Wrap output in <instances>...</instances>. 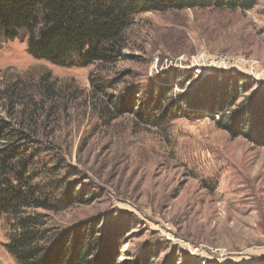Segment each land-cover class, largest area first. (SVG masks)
<instances>
[{
    "label": "rangeland",
    "instance_id": "374dc122",
    "mask_svg": "<svg viewBox=\"0 0 264 264\" xmlns=\"http://www.w3.org/2000/svg\"><path fill=\"white\" fill-rule=\"evenodd\" d=\"M45 74L50 95L39 89ZM231 77L251 83L232 109L256 105L264 91V0L247 11L136 13L121 57L109 64L36 59L20 30L0 46V91L13 83L26 90L13 108L1 95L0 118L32 119L29 170L51 199L64 201L72 190L92 194L49 212L50 225L119 226L123 251L152 252L154 264L172 255L199 264H264V146L217 126L221 115L208 107L184 104L189 95L206 103L213 83L221 90ZM154 87L168 88L167 102L184 113L155 115L152 123L142 117L138 105ZM49 183L55 187L45 188ZM9 233L10 220L0 214V264H16L5 248Z\"/></svg>",
    "mask_w": 264,
    "mask_h": 264
},
{
    "label": "trees",
    "instance_id": "16d2710c",
    "mask_svg": "<svg viewBox=\"0 0 264 264\" xmlns=\"http://www.w3.org/2000/svg\"><path fill=\"white\" fill-rule=\"evenodd\" d=\"M255 3L256 0H0V46L24 30L27 51L36 59L63 67L109 64L121 57L125 32L136 13L207 7L247 11ZM38 84L46 95L55 92L48 74L40 77ZM213 84L212 93L206 94V103L204 97L195 99L189 95L184 101L185 107L193 110L208 107L210 112L221 115L215 120L217 126L233 136L243 135L264 146V91L256 99V105L240 104L232 109L251 83L239 84L231 77L224 80L221 90L217 81ZM15 88L16 83H13L0 91V100L1 95L10 98V108L21 105V96L26 90ZM157 89L145 91L146 98L138 105L142 117L148 115L147 121L152 123L155 115L172 118L184 113L181 105L167 102L168 88ZM190 112L194 116L198 111ZM30 120L11 123L0 118V214L10 220L5 248L15 263L154 264L157 255L152 252L131 257L123 251L124 233L119 226L83 223L62 229L49 224V212H57L76 201L88 202L92 194L75 197L72 190L64 201H57L51 199L54 194H46L41 185L33 183L36 174L29 170L32 156L26 146L33 136L29 131ZM55 167L51 165V169ZM52 185L44 187L54 188ZM56 189L65 187L57 185ZM192 263L199 264L195 259L179 261L172 255L160 264Z\"/></svg>",
    "mask_w": 264,
    "mask_h": 264
}]
</instances>
